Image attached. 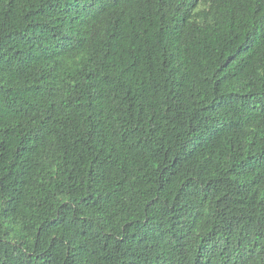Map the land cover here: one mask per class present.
<instances>
[{
    "label": "trees",
    "instance_id": "trees-1",
    "mask_svg": "<svg viewBox=\"0 0 264 264\" xmlns=\"http://www.w3.org/2000/svg\"><path fill=\"white\" fill-rule=\"evenodd\" d=\"M0 264H264V0H0Z\"/></svg>",
    "mask_w": 264,
    "mask_h": 264
}]
</instances>
